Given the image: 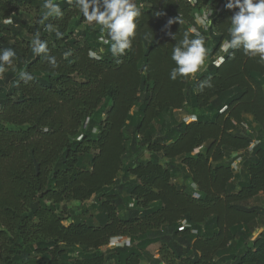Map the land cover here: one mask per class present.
I'll use <instances>...</instances> for the list:
<instances>
[{
	"label": "trees",
	"instance_id": "trees-1",
	"mask_svg": "<svg viewBox=\"0 0 264 264\" xmlns=\"http://www.w3.org/2000/svg\"><path fill=\"white\" fill-rule=\"evenodd\" d=\"M53 2L63 16L45 24L62 39L39 23L44 0H0V50L16 53L0 74V264H264L260 211L247 205L264 200V60L220 50L227 0H135L122 57L74 0ZM24 7L36 19L25 23ZM190 28L205 64L173 81L172 48ZM38 30L56 67L31 51Z\"/></svg>",
	"mask_w": 264,
	"mask_h": 264
},
{
	"label": "clouds",
	"instance_id": "clouds-1",
	"mask_svg": "<svg viewBox=\"0 0 264 264\" xmlns=\"http://www.w3.org/2000/svg\"><path fill=\"white\" fill-rule=\"evenodd\" d=\"M75 7L82 13L84 21L89 25L99 27L98 40L104 45H109V51L113 57H122L132 48L136 36V20L141 16V9L135 0H74ZM43 14L39 23L44 25L46 32H55L57 39L63 38V33L53 24L47 23L50 17H62L63 12L59 4L53 0H44ZM225 7L233 10V15L228 19L227 29L230 39L221 43V51L229 53V50L243 49L245 55L259 56L264 60V0H227ZM238 9V11H235ZM157 16L161 13H156ZM178 19V18H177ZM6 22H11L10 20ZM170 19L168 25L175 23ZM194 29H187L183 38L173 46L171 60L175 67L171 69L170 79L175 81L178 77L187 78L190 74L200 71L205 64L207 48L205 37L196 35L191 37ZM172 39L176 34L167 33ZM31 51L36 56H43L52 67H56V57L50 54L48 41L40 38V31H36L31 40ZM102 51V49H101ZM16 53L13 49L0 50V74L7 71L13 65ZM71 52H65L64 56H70ZM90 58H99L97 53L89 50ZM224 62V56H220L215 62L216 66ZM19 79L25 83L33 80V75L28 71H21ZM212 87L210 80L205 82ZM203 87V84L201 85ZM196 117L193 116L192 119ZM95 132L96 129H93Z\"/></svg>",
	"mask_w": 264,
	"mask_h": 264
},
{
	"label": "rangeland",
	"instance_id": "rangeland-1",
	"mask_svg": "<svg viewBox=\"0 0 264 264\" xmlns=\"http://www.w3.org/2000/svg\"><path fill=\"white\" fill-rule=\"evenodd\" d=\"M19 12L21 13V16L23 17L25 23H28V22L36 19V16H37V13L34 10L29 9L28 7L21 8L19 10ZM197 24L201 25V20L200 19L197 20ZM85 25H89V24L86 22ZM216 59L218 60V57ZM194 76L195 75L192 74V78ZM177 115L179 116V118L184 119L187 122L193 121L192 117L187 115V113L184 112V111L183 112H178ZM237 163H238V161L234 162L233 166L235 168L237 166ZM181 178H182V176L180 174L173 175L174 183L177 184V185H181L182 184ZM185 185H188V183L185 184ZM247 205L250 206V207H256L260 211V216L258 217V219L256 221H254V223H252V225L256 227L254 232H253L254 237H256L259 233H264V200H262V198H260V197H257V198H255L253 200H250ZM65 207H66V209H77L79 207V203L69 202V203H67L65 205ZM117 243H118L117 240H112V241L109 242L108 247L109 248H113V247H115L117 245ZM155 252H156V250H155ZM155 258H158L157 254L155 255ZM142 264H145V263H142Z\"/></svg>",
	"mask_w": 264,
	"mask_h": 264
},
{
	"label": "built area",
	"instance_id": "built-area-1",
	"mask_svg": "<svg viewBox=\"0 0 264 264\" xmlns=\"http://www.w3.org/2000/svg\"><path fill=\"white\" fill-rule=\"evenodd\" d=\"M192 3H193V1H192ZM221 10V6L219 7V9L217 10V12L218 11H220ZM203 16V17H202ZM201 20V25H199L198 24V26H200V27H208L209 26V24H210V20H209V15L207 14V12H205V13H203L202 15H199V16H197V18H196V23H197V20H199V19ZM222 53H224V52H222ZM220 57V56H219ZM218 57V58H219ZM217 60V59H216ZM216 62V61H215ZM214 62V64L216 65V63ZM191 117H193V116H191ZM193 120H195V119H193ZM193 187H195V186H193L192 185V188ZM195 196H197V195H195ZM182 226H186V224H185V222H182ZM114 240H117L118 241V243H117V245L119 244V240L118 239H114ZM112 241V240H111ZM123 243H125L126 245H128V241L126 240V241H123Z\"/></svg>",
	"mask_w": 264,
	"mask_h": 264
}]
</instances>
